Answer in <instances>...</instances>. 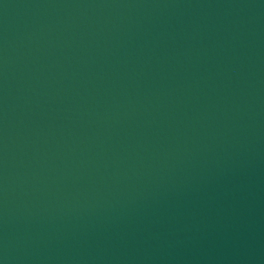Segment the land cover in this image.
Masks as SVG:
<instances>
[{
	"label": "water",
	"instance_id": "water-1",
	"mask_svg": "<svg viewBox=\"0 0 264 264\" xmlns=\"http://www.w3.org/2000/svg\"><path fill=\"white\" fill-rule=\"evenodd\" d=\"M0 264H264V0H0Z\"/></svg>",
	"mask_w": 264,
	"mask_h": 264
}]
</instances>
